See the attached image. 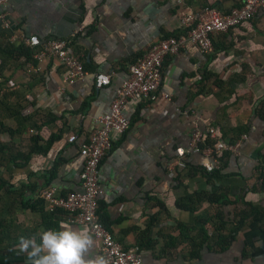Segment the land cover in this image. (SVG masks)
I'll return each instance as SVG.
<instances>
[{"label": "crops", "instance_id": "obj_1", "mask_svg": "<svg viewBox=\"0 0 264 264\" xmlns=\"http://www.w3.org/2000/svg\"><path fill=\"white\" fill-rule=\"evenodd\" d=\"M242 2L7 0L10 24L0 23V144L12 155L34 146L46 152H34L25 165H0V264H25L24 254L11 251L20 236L86 227L69 224L63 210L31 208V201L54 164L49 187L61 196L80 189L79 147L110 111L130 65L154 41L184 33L185 13L227 12ZM30 35L72 37L86 77L68 84L54 58L35 71L37 62L26 55L32 46L24 42ZM109 71L110 85L98 89L96 74ZM160 91L170 100L132 103L125 112L130 128L111 136L112 151L100 166L101 221L124 247L140 246L144 264H264V16L216 33L210 52L189 43L168 55ZM196 128H215L220 138L240 143L221 174L203 171L211 161L204 154H187V167L178 166L177 150L189 149ZM212 193H226L233 203H211L204 194ZM241 213L248 219L234 234ZM96 244L93 254L102 255Z\"/></svg>", "mask_w": 264, "mask_h": 264}, {"label": "built area", "instance_id": "obj_2", "mask_svg": "<svg viewBox=\"0 0 264 264\" xmlns=\"http://www.w3.org/2000/svg\"><path fill=\"white\" fill-rule=\"evenodd\" d=\"M7 0H0V23L9 27L4 5ZM264 16V0H243L238 7H232L227 12L217 7H206L194 12L185 13L182 22L184 33L179 36H169L154 41L147 52L129 67V77L117 88L110 111L100 115L96 127L79 147V153L84 158V167L80 173V189L65 196L57 193L55 187H47L36 196L45 202L48 212L60 208L68 213L67 222L71 225L86 226L91 230L94 240L99 244V252L108 260V264H144L140 246L126 248L120 244L108 230L100 218V198L103 188L100 184V166L102 160L112 151V134H124L131 121L125 112L132 103L157 102L170 100V96L160 91L164 77V61L168 55L179 54L186 45L192 43L201 51L210 52L214 48V36L218 32L228 31L240 22ZM73 38L39 37L30 35L25 43L36 47L32 58L36 60L37 68L29 64V69L39 70V65L49 58H54L64 67V79L68 84L83 80L87 75L82 55L72 47ZM114 72L96 74V87L101 89L110 85ZM31 110L27 109V113ZM189 114V112H187ZM197 116V115H196ZM199 117V116H198ZM36 133L30 130V134ZM206 137L218 142L215 147H203ZM76 140V134H71L68 141ZM240 143L220 144L219 133L215 128L206 132L196 128L192 135L189 149H178V166L186 168V155L190 153L204 154L211 158L203 168L212 172L220 168L219 156L224 151L238 152Z\"/></svg>", "mask_w": 264, "mask_h": 264}, {"label": "clouds", "instance_id": "obj_3", "mask_svg": "<svg viewBox=\"0 0 264 264\" xmlns=\"http://www.w3.org/2000/svg\"><path fill=\"white\" fill-rule=\"evenodd\" d=\"M95 247L96 241L88 227L75 229L61 225L58 230L20 236L11 251L24 254L25 264H108L104 256L93 254Z\"/></svg>", "mask_w": 264, "mask_h": 264}, {"label": "trees", "instance_id": "obj_4", "mask_svg": "<svg viewBox=\"0 0 264 264\" xmlns=\"http://www.w3.org/2000/svg\"><path fill=\"white\" fill-rule=\"evenodd\" d=\"M179 36V35H178ZM17 48H19V46L18 47H16V49ZM21 48H23V45H20V48L19 49H21ZM37 48L36 47H31L30 49H27L26 50V55L28 56V57H32V54H33V52L36 50ZM13 50V49H12ZM14 51V50H13ZM27 57V58H28ZM30 59V58H29ZM34 61H36V60H34ZM84 108H86V105L84 106ZM35 123V125H36V127H35V129H37L38 130V126H37V124L38 123H36V122H34ZM46 121L45 122H41L40 124L41 125H46ZM40 124H38V125H40ZM0 126H2L3 127V124L2 123H0ZM5 130V129H4ZM8 131H10V130H8ZM11 132V131H10ZM9 132V133H10ZM37 133V132H36ZM37 136V135H36ZM37 139H38V137H36ZM221 140V142L223 143V142H225L227 145H229V144H235V143H233V142H227V141H225L223 138H220ZM52 140L53 139H50V143L52 142ZM49 142V140H46V143H47V145L49 146V144L50 143H48ZM216 145H218V142L216 141V140H213V139H211V138H209V137H206L205 139H204V141H203V143H202V146L203 147H207V146H213V147H215ZM9 146L8 145H2V144H0V165H8V164H13V165H18V164H16V160H20V164L19 165H25V164H27V161H29V159H30V157H31V155L34 153V152H38V153H44V152H46V151H44V150H41V148H39L38 146H34L32 149H29V151L24 155L22 152H18V153H16V155H12V154H10V152H9ZM46 149V148H45ZM229 153H231L230 151H224L218 158H219V160H220V163H221V165H220V168L219 169H215L214 171H212V172H209V171H207L205 168H203V171L204 172H206V173H208L209 175H219V174H221V171H222V169H223V167H224V162H225V159H226V156L229 154ZM55 167H56V164H54V166L52 167V169L49 171V170H47V172L45 173V180H46V187H44L42 190H44V189H46L47 187H49V181L51 180V178L53 177V175H54V172H55ZM263 172H262V170L260 169V177H259V181L262 183V180H260V178L263 176ZM264 177V176H263ZM41 190V191H42ZM205 195V197L207 198V200L208 201H210L211 203H218V204H229V203H233V202H231V200L230 199H228L227 198V195H226V193L225 194H223V195H221V196H219L217 193H212V194H204ZM34 204H38V205H42V206H44V208H45V202L43 201V200H41V199H38V200H36V201H31V205H30V207L31 208H33L34 207ZM46 209V208H45ZM58 212L59 211H61L62 209H60V208H58V209H56ZM56 210H54V211H56ZM53 211V212H54ZM64 211V210H63ZM65 212V214H66V217L68 216V213L66 212V211H64ZM238 221L236 222V224L234 225L235 226V228L233 229V233L234 234H236L237 233V231L242 227V225H244L247 221V219H248V215L247 214H245V213H241V214H239L238 215ZM227 239L228 240H233L234 239V235H230V237H222L220 240L222 241V242H227Z\"/></svg>", "mask_w": 264, "mask_h": 264}]
</instances>
